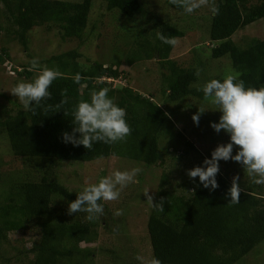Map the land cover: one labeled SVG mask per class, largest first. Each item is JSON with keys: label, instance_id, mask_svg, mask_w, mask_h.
I'll return each instance as SVG.
<instances>
[{"label": "trees", "instance_id": "1", "mask_svg": "<svg viewBox=\"0 0 264 264\" xmlns=\"http://www.w3.org/2000/svg\"><path fill=\"white\" fill-rule=\"evenodd\" d=\"M1 1L7 12L6 17L14 26L15 35L21 40L31 26L43 23L56 27L62 39L80 38L93 0ZM100 1L106 10L117 13L123 22L133 18L141 6L139 0ZM249 1L216 0L219 14L213 15L210 11L207 36L212 42L210 56L218 58L228 55L232 72L241 74L239 79L245 82V87L259 89L264 87V38H253L240 48L229 38L239 28L257 19H264V0ZM165 2L176 10L184 11L169 0ZM146 26L150 27V35L144 31L145 28L139 27L137 33L132 35L135 42L132 39V45L125 43L121 58L130 66L136 59L156 57L160 63L162 105L153 101L154 95L147 93L145 97L127 84L110 87L111 81H105L103 76L111 80L126 78L121 75L123 71L117 69L120 65L117 61L112 64L94 61L84 69L73 61L75 53L69 50L50 57L56 61L55 70L62 74L49 88L51 98L42 101L39 107L33 105L35 112L17 104L14 113L7 114L0 122L12 155L49 161H90L115 155L148 165L161 161V153L164 154L168 146L172 151L166 155L179 162V155H174V150L178 145H182L186 152L193 149L192 140L186 137H195L196 129H200L217 145L229 142L225 132L216 133L210 127V122L219 120L221 113L218 107L207 113L206 117L203 112L198 126L189 120L190 131L183 128L184 132H181L173 127L162 107L164 103L177 102L190 96L205 104L203 91L197 90L195 84L198 69L190 65L179 66L169 57L173 45L158 39V33L181 37L183 33L180 29L154 16L144 20ZM124 30H120V34L126 36V32L130 31L126 24ZM6 55L5 48L0 47V59ZM23 73L26 77L31 75L28 71ZM77 76L80 77L79 82H76ZM35 77L32 76L31 80ZM211 79L222 82L224 77L213 76ZM101 88H108V96L117 106L126 110L125 119L131 134L126 140L116 143L95 142L90 150L82 145L64 143L62 134L72 133L75 126L72 113L78 102L90 100V93ZM64 90L66 96L61 95ZM62 99L67 102L61 110L54 113L44 111L45 105H55ZM206 122L209 128L203 127ZM164 124H169L171 129L163 130ZM75 135L78 137L79 133ZM164 135L169 137L170 142L161 147L160 138ZM212 150L211 147L208 151ZM236 151L238 146L233 147L234 155ZM204 159L199 158V165ZM236 166L241 164L236 162ZM225 176L223 171H219L216 176L219 187L211 191L200 184L198 177L185 176L180 181L178 193L160 194L155 203L164 198V211L151 208L145 223L151 257L158 258L162 264H235L264 238V187L250 179L245 186H240L242 192L239 203L233 204L229 202L228 195L232 181ZM160 180V184L164 183L166 177L161 176ZM9 190L5 202L0 205V237H4L5 231L21 227L23 222L37 221L40 235L28 249L33 255L29 264H81L82 259L89 258L92 249L79 244L93 239L94 222L86 220L83 216L85 213L81 218H69L62 213L54 218L49 217L55 202L62 200L69 204L76 199V193L58 184L49 172L42 173L37 181L16 182Z\"/></svg>", "mask_w": 264, "mask_h": 264}, {"label": "rangeland", "instance_id": "2", "mask_svg": "<svg viewBox=\"0 0 264 264\" xmlns=\"http://www.w3.org/2000/svg\"><path fill=\"white\" fill-rule=\"evenodd\" d=\"M139 1L141 6L137 13L129 21L123 22L117 13L106 10L102 1L93 0L80 38L62 39L56 27H49L43 23L31 26L20 40L15 35L14 26L6 17L7 12L0 0V47L5 48L7 53L0 59V122L7 114L14 113L17 104H21L19 99L11 94L12 88L21 81H32L31 77L38 73L29 70V62L36 58L40 69L45 67L55 69L56 61L51 60L50 57L69 50L75 53L73 61L84 69L91 66L94 61L107 64L117 61L120 63L117 69L122 70L121 75L126 78L111 80L103 76L102 79L105 81H111L110 87L127 84L132 90L137 89L142 92L145 97L148 94L154 95L153 101L162 105L160 63L156 57L136 59L137 61L135 60L130 66L125 64L124 58H121L122 51H125L123 49L125 43H131L132 39L135 42L132 35L134 32L137 33L139 27L145 28L144 31L150 35V27H144V20L151 16L166 21L182 31L183 34L177 37L178 42L172 46L169 57L179 66L190 65L200 70L195 83L198 88H202L213 76L221 75L225 78L232 72L228 55L218 58L210 56L212 42L207 36L210 15L208 7H200L188 14L170 7L165 0ZM253 2L254 0L249 1V3ZM125 24L130 29L126 32V36L120 34L121 31H125ZM117 34L120 36L117 37ZM148 38L151 39L150 36ZM229 38L239 48L245 47L253 38L263 39L264 19H257L239 28ZM24 71H28L31 75L26 77ZM162 107L173 127L184 132L183 128L190 131L188 121L191 120L193 124L191 117L198 110H205L203 116L206 117L207 113L218 106L207 101L204 104L196 97L185 96L177 102L164 103ZM200 126L202 127L201 124ZM203 127L209 128L207 122ZM162 128L165 130L170 128V125L164 124ZM200 131L196 129L195 137H186L192 140L193 149H188L186 152L182 145H178L174 150V155H179V162L166 155L167 152L172 151L168 146L166 152L161 153V161L157 160L146 165L142 161L115 155L90 161H49L42 158L16 157L12 155L6 134L0 125V205L5 202L10 193L9 189L14 183L37 181L44 172L51 173L58 184L78 194L85 186L97 183L100 178L109 176L116 170L130 171L133 168H140L142 171L136 177L139 183H131L124 188L118 200L100 202L104 205V210L102 216L92 221L95 235L90 242L79 245H88L92 249L89 258L82 259L81 264H141L136 259L137 256L151 258L145 223L152 207L143 192L149 189L148 194L153 197V203L162 192L176 194L180 189L182 177H188V170L202 165V162L199 165V158H211L212 151L208 150H211V147L215 149L217 144ZM160 139L161 147L170 142L167 135ZM219 171H223L225 177L231 181L233 176H239V186H245L250 179H253L242 166H236V162L232 160L219 161ZM161 176L166 177V180L160 184ZM259 186L264 187V185ZM68 205L58 200L49 217L54 218L62 213L69 218L78 216L81 218L84 212L69 215ZM56 208H60V212ZM118 209L123 210L122 216L114 215ZM85 214L83 216L86 219L87 213ZM37 223L35 220H30L23 222L17 229L5 231L4 237H0V264H29L33 255L28 249L40 235ZM237 262L235 264H264V238L243 256L240 262Z\"/></svg>", "mask_w": 264, "mask_h": 264}, {"label": "clouds", "instance_id": "3", "mask_svg": "<svg viewBox=\"0 0 264 264\" xmlns=\"http://www.w3.org/2000/svg\"><path fill=\"white\" fill-rule=\"evenodd\" d=\"M169 2L191 14L200 7H208L213 15L219 14V5L216 0H169ZM163 43L175 46L178 38L157 34ZM30 71H37L35 79L30 82L17 83L11 94L19 99L22 106L29 111L35 112L36 107L41 106L42 101L51 98L49 88L53 81L61 77V73L47 67L40 69L39 61L33 58L30 62ZM199 69L196 75H199ZM238 72L228 73L223 81L211 79L206 82L202 89L204 99L218 106L221 113L218 122H210V127L216 132L221 131L229 135V142L218 144L211 152V158H205L203 166H194L188 170L189 178H199L200 184L211 190L219 187L216 176L219 173V161L232 160L241 164L243 170L253 183L264 185V87L259 89L245 87V82L239 79ZM80 77H76L79 82ZM109 89L101 88L90 93V100H80L76 105L72 117L75 126L72 133H63L62 141L71 143L73 146H83L91 149L95 142L106 144L124 141L131 134V128L126 122V110L117 106L108 96ZM66 96V90L62 91ZM67 102L62 99L55 105H45L44 111L54 113L63 108ZM205 110L200 109L191 119L198 126L200 115ZM65 114V113H64ZM79 133L77 137L75 134ZM238 146V151L233 155V147ZM142 171L133 168L130 171L112 172L111 175L99 179L95 184H89L80 191L76 199L69 203L68 214L77 212L87 213L86 219L96 221L103 215L104 205L101 201H115L120 198L121 191L131 183H139L137 175ZM258 177V178H257ZM239 176H233L231 187L228 190L231 203H239L242 188L239 186ZM149 190V189H148ZM145 190L143 194L149 205L159 212H163L164 198L159 203H153V197ZM115 216H122L123 210L118 209ZM141 264H162L154 256L145 259L137 256Z\"/></svg>", "mask_w": 264, "mask_h": 264}]
</instances>
